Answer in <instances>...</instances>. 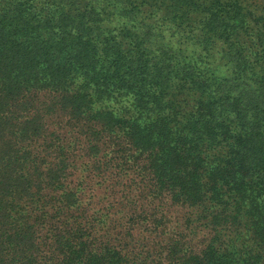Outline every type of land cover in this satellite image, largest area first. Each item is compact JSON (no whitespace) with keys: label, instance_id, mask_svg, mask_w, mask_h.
<instances>
[{"label":"trees","instance_id":"trees-1","mask_svg":"<svg viewBox=\"0 0 264 264\" xmlns=\"http://www.w3.org/2000/svg\"><path fill=\"white\" fill-rule=\"evenodd\" d=\"M0 264H264V0H0Z\"/></svg>","mask_w":264,"mask_h":264}]
</instances>
